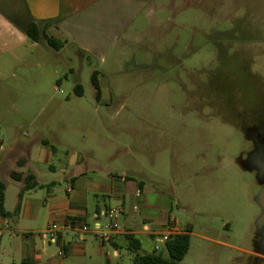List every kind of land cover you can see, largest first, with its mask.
<instances>
[{"label":"rangeland","instance_id":"obj_1","mask_svg":"<svg viewBox=\"0 0 264 264\" xmlns=\"http://www.w3.org/2000/svg\"><path fill=\"white\" fill-rule=\"evenodd\" d=\"M95 1L73 0L72 7ZM95 6L105 24L60 49L0 30V173L11 180L10 170L27 171L17 160L31 157L44 138L57 148L56 169L35 164L55 176L72 169V149L99 145L89 160L96 169L139 170L136 178L170 196L172 215L192 224L190 249L176 264L249 260L243 249L259 246L262 213L263 185L247 160L254 146L248 126L264 114V0ZM82 44L99 46L93 53ZM135 254L124 248L112 264H135Z\"/></svg>","mask_w":264,"mask_h":264},{"label":"crops","instance_id":"obj_2","mask_svg":"<svg viewBox=\"0 0 264 264\" xmlns=\"http://www.w3.org/2000/svg\"><path fill=\"white\" fill-rule=\"evenodd\" d=\"M102 2L73 8V0H0V30L27 34L29 22L34 20L48 36L66 44L78 40L81 31L93 35L96 25L105 24L103 8H94ZM113 35L108 44L116 41L117 32ZM98 46L82 44L81 49L96 53ZM42 142L31 157L21 155V164L17 160L28 166L27 171L10 170L11 180L0 173L6 184L4 206L11 212L0 215V264H112V258H120L124 248L136 253L139 245V253L159 251L158 243L165 244L160 236L171 224L179 228L171 235L192 228L191 223L182 224L172 215L168 194L136 178L139 170L96 169L89 160L96 158L99 145L85 143L72 149L76 157L72 169L62 168L55 176L50 172L55 170H40L35 164L47 162L50 169H56L52 161L56 146L46 138ZM0 149L1 159L2 145ZM13 171L24 178L33 174L39 186L23 191L20 198L25 180L15 178ZM112 208L120 211L110 214ZM53 222L59 226L55 239L43 238L42 232ZM114 223L118 228L110 241H104L100 231ZM127 234L133 235V244Z\"/></svg>","mask_w":264,"mask_h":264},{"label":"trees","instance_id":"obj_3","mask_svg":"<svg viewBox=\"0 0 264 264\" xmlns=\"http://www.w3.org/2000/svg\"><path fill=\"white\" fill-rule=\"evenodd\" d=\"M27 34L35 41L45 40L51 47L60 49L64 44L56 38L48 36L41 25L31 20L26 29ZM92 84L96 89V97L99 98L101 95V87L100 81L98 77V71L94 70L91 74ZM75 91L78 94H82L83 90L80 84L76 86ZM0 157H1V149H0ZM19 164L22 163V159H19ZM12 175L17 179H23L24 176L21 172L13 171ZM25 185L20 192V198L22 197L23 191L29 190L39 186V182L35 180L34 175L29 173L25 176ZM5 189L6 184L3 180L0 179V215L8 216L11 212L7 211L4 206L5 199ZM20 208V204L18 209ZM191 231L192 228H187L182 232L175 233L170 236V238L165 242V247L168 250L169 256L166 257L162 251L154 250L153 252L148 253H139L137 252L139 249V245L136 248L135 254V264H176L177 262L184 259L186 254L188 253L191 245ZM127 238L130 241V244H133L135 241L132 234H127ZM131 247V245H130Z\"/></svg>","mask_w":264,"mask_h":264},{"label":"flooded vegetation","instance_id":"obj_4","mask_svg":"<svg viewBox=\"0 0 264 264\" xmlns=\"http://www.w3.org/2000/svg\"><path fill=\"white\" fill-rule=\"evenodd\" d=\"M254 61L252 60L251 63ZM253 73V71H251ZM254 114V113H253ZM252 116V114H251ZM253 117V116H252ZM251 127V128H250ZM248 128L253 131V141L254 146L252 150L248 154V162L250 164V168L253 170H257L256 174L259 181L262 183V190L264 189V114L263 115H254L249 124ZM257 130V131H256ZM251 165L253 167H251ZM261 190V191H262ZM259 202L261 203L262 213L260 215V222L257 224L260 234L256 236V242L259 244L256 250H247L243 249L244 251L248 252L249 260L243 262L241 260V264H264V203L262 200Z\"/></svg>","mask_w":264,"mask_h":264},{"label":"built area","instance_id":"obj_5","mask_svg":"<svg viewBox=\"0 0 264 264\" xmlns=\"http://www.w3.org/2000/svg\"><path fill=\"white\" fill-rule=\"evenodd\" d=\"M71 189H72V187H69L68 188V191H71ZM120 210H119V208H112V209H110V214H116L117 212H119ZM175 222V221H174ZM176 224H174L173 226H172V224H171V228H170V230L168 231V232H166V233H163L161 236H160V238H161V240H163L164 242H166L169 238H170V236H171V231L173 230V231H179V228L178 227H176L175 226ZM58 224L56 223V222H53V223H51L48 227H47V229L44 231V232H42V237L43 238H45V239H55V236H56V232H57V230H58ZM118 228V226H117V224L116 223H114V224H109V225H107L106 226V229L105 230H101L100 231V236H101V238L104 240V241H110V239H111V236H112V232L114 231V230H116ZM84 229H86V226H84Z\"/></svg>","mask_w":264,"mask_h":264},{"label":"water","instance_id":"obj_6","mask_svg":"<svg viewBox=\"0 0 264 264\" xmlns=\"http://www.w3.org/2000/svg\"><path fill=\"white\" fill-rule=\"evenodd\" d=\"M260 201L262 200V203H264V189L260 192Z\"/></svg>","mask_w":264,"mask_h":264}]
</instances>
